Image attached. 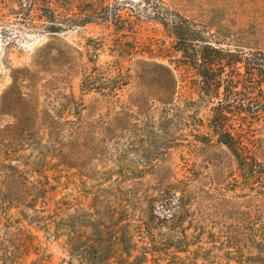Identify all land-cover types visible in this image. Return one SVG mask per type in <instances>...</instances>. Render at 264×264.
I'll list each match as a JSON object with an SVG mask.
<instances>
[{
  "label": "rangeland",
  "instance_id": "obj_1",
  "mask_svg": "<svg viewBox=\"0 0 264 264\" xmlns=\"http://www.w3.org/2000/svg\"><path fill=\"white\" fill-rule=\"evenodd\" d=\"M175 15L264 52V0H0V98L30 113L0 115V264H264V95L224 102L263 145L242 172L161 24ZM149 62L173 72L166 107Z\"/></svg>",
  "mask_w": 264,
  "mask_h": 264
},
{
  "label": "trees",
  "instance_id": "obj_2",
  "mask_svg": "<svg viewBox=\"0 0 264 264\" xmlns=\"http://www.w3.org/2000/svg\"><path fill=\"white\" fill-rule=\"evenodd\" d=\"M175 16L176 19L173 20L163 17L161 22L165 28H170L175 52L180 54L182 65L192 70L200 79V99L215 98L219 101L210 110L208 128L211 137L230 152L240 171H252L257 164L262 167L255 156L263 145H257L246 132L247 123L251 122L255 114L248 110H229L224 102L226 98L236 97L251 102L253 94L264 95V52L243 54L214 46L205 41L194 25L179 15ZM145 65L151 68V76L159 77L160 85L156 94L161 98V105L166 107L176 94L173 72L161 63L149 62ZM90 79L92 77L86 76L85 81ZM124 85L125 83H119L117 88L121 89ZM89 86H84L85 91L92 88ZM15 88L16 81L13 79L10 89ZM220 90L223 98H220ZM13 95L18 96L17 103L13 101ZM23 98L17 91L10 96L3 95L0 98V115H4L8 107L12 111H8L7 115L19 116V123L24 121L30 113L24 109V106H28ZM179 217V214L175 215V220Z\"/></svg>",
  "mask_w": 264,
  "mask_h": 264
}]
</instances>
